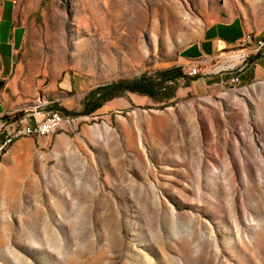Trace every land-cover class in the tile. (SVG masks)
I'll list each match as a JSON object with an SVG mask.
<instances>
[{
  "label": "rangeland",
  "instance_id": "obj_1",
  "mask_svg": "<svg viewBox=\"0 0 264 264\" xmlns=\"http://www.w3.org/2000/svg\"><path fill=\"white\" fill-rule=\"evenodd\" d=\"M4 2L0 38L8 13L26 28L14 74L36 102L63 74L101 87L64 95L81 106L58 110L60 151L0 186V264H264V81L181 78L84 114L104 85L179 67L222 14L264 21V0H0V18Z\"/></svg>",
  "mask_w": 264,
  "mask_h": 264
},
{
  "label": "crops",
  "instance_id": "obj_2",
  "mask_svg": "<svg viewBox=\"0 0 264 264\" xmlns=\"http://www.w3.org/2000/svg\"><path fill=\"white\" fill-rule=\"evenodd\" d=\"M2 8V16L0 21L7 14L6 5ZM12 14V11H11ZM5 29L9 31V41L2 43L0 38V146L7 138L6 119L9 116H15L22 119L26 123H35L41 121L46 113L50 111L63 110L71 112L80 107L70 96L64 95L74 92L76 95L88 96L101 85L95 82L90 77L73 74H63L60 79L50 83L44 87L42 95H39V101H35V92L33 88L29 89L28 85L24 89L25 84L21 83V88L18 86L20 81L14 74V69L17 67L15 61L16 47H21L25 40L26 28L24 26H13L10 13H8V21ZM3 30L0 25V32ZM255 36L264 34V21L261 19L255 22H247L234 17L233 15L222 14L217 20L212 22L205 30L202 38L187 46L181 51L179 57V67L184 70V73L189 74L197 64L200 65L201 74L197 76H188L191 88L205 90L215 85H230L232 79L239 78V83L250 84L257 80L264 81V54H256V47L250 46L244 50L249 54L248 61L241 71L218 73L216 76H204L213 63L222 61L227 51H232L239 41L242 40V46L248 37L247 34ZM2 46H5L4 50ZM112 84L104 85L110 86ZM203 88V89H202ZM205 88V89H204ZM30 90V91H29ZM140 95V94H139ZM72 96V95H71ZM73 97V96H72ZM114 97L104 102L101 108H114L111 104ZM85 101L83 100V103ZM29 127L33 125L17 124L12 127ZM11 129V128H10ZM9 129V130H10ZM65 139L58 135L48 137H25L18 139L11 147H9L0 160V186L10 179V175H15L19 171V164L25 157L33 162V157L36 148L51 147L53 152H59ZM15 166L17 167L15 169Z\"/></svg>",
  "mask_w": 264,
  "mask_h": 264
},
{
  "label": "built area",
  "instance_id": "obj_3",
  "mask_svg": "<svg viewBox=\"0 0 264 264\" xmlns=\"http://www.w3.org/2000/svg\"><path fill=\"white\" fill-rule=\"evenodd\" d=\"M245 37H251V45L249 46H242V40L239 41L238 45L233 48V51H227L224 55V58L221 59L222 61H219L214 66V70L216 71L218 66L220 64H223V67L220 68L219 71L216 72L222 73V72H235V71H241L249 58V54H246L244 52L245 49H247L250 46L256 47V54L262 53L264 54V40H260L259 36H255L254 34H247ZM211 68L205 71L204 76H208L212 74ZM201 74L200 72V65H196L192 69L190 68L189 75L190 76H197ZM233 79H239L237 77ZM66 122L64 116L60 111H50L46 113V115L43 117L41 121H37L35 123H26L23 122L22 119H18L15 116H9L8 119H6V127H7V133L9 132V129L17 124H27V125H36V129L39 132V137H46L49 136L51 132V128H53V125H60V129H62L64 123Z\"/></svg>",
  "mask_w": 264,
  "mask_h": 264
},
{
  "label": "trees",
  "instance_id": "obj_4",
  "mask_svg": "<svg viewBox=\"0 0 264 264\" xmlns=\"http://www.w3.org/2000/svg\"><path fill=\"white\" fill-rule=\"evenodd\" d=\"M156 75L157 78L145 76L139 79L131 81H122L114 85H110V87L106 89V96H100V98L96 101V104L94 105L93 109L88 108L84 114H91L95 110L101 108L104 102L117 96V94L119 95L125 91H130L132 93H138L141 95L149 96L151 98H155L163 89L164 83L169 81H176L181 78H188V76L184 73L183 69L180 67L167 69L156 73ZM173 96L174 92L171 91L170 93H167L166 98L170 99Z\"/></svg>",
  "mask_w": 264,
  "mask_h": 264
},
{
  "label": "bare ground",
  "instance_id": "obj_5",
  "mask_svg": "<svg viewBox=\"0 0 264 264\" xmlns=\"http://www.w3.org/2000/svg\"><path fill=\"white\" fill-rule=\"evenodd\" d=\"M259 39L264 40V34L259 35ZM250 43H251V38H248L244 44L247 45ZM234 81H239V79H234ZM54 126L55 125H53V128H51V131L54 129ZM25 137H39V132L36 129V125L29 126V127L28 126L27 127L17 126V127H14L13 129L11 128L9 132L7 133V138L4 140V142L0 146V160L5 154L6 150L10 146H12L18 139L25 138Z\"/></svg>",
  "mask_w": 264,
  "mask_h": 264
}]
</instances>
